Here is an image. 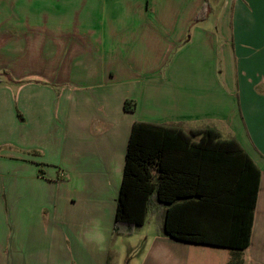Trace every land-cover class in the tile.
Wrapping results in <instances>:
<instances>
[{
    "label": "crops",
    "instance_id": "0c3cea01",
    "mask_svg": "<svg viewBox=\"0 0 264 264\" xmlns=\"http://www.w3.org/2000/svg\"><path fill=\"white\" fill-rule=\"evenodd\" d=\"M210 11L0 0V59L25 61L0 69V264H264V0H223L214 27ZM136 122L240 145L260 172L247 248L166 236L155 197L143 226L114 233Z\"/></svg>",
    "mask_w": 264,
    "mask_h": 264
},
{
    "label": "trees",
    "instance_id": "16d2710c",
    "mask_svg": "<svg viewBox=\"0 0 264 264\" xmlns=\"http://www.w3.org/2000/svg\"><path fill=\"white\" fill-rule=\"evenodd\" d=\"M207 4L200 12L206 15ZM126 111L135 104L127 101ZM133 124L117 198L114 233L144 225L152 198L166 206L170 238L233 249L249 246L260 172L235 140L213 129ZM41 173V171H40Z\"/></svg>",
    "mask_w": 264,
    "mask_h": 264
},
{
    "label": "rangeland",
    "instance_id": "374dc122",
    "mask_svg": "<svg viewBox=\"0 0 264 264\" xmlns=\"http://www.w3.org/2000/svg\"><path fill=\"white\" fill-rule=\"evenodd\" d=\"M210 1H211V11H210V15H209L208 19L204 22V25L208 26V27H214L218 21L219 15L221 14L223 0H210ZM42 47H43V45H42ZM11 57L6 58V60L0 59V69L5 68V70H14V72L17 73L16 67H18V63H22L25 61H22V60L21 61H18V60L15 61V60H13V57L12 58ZM203 130H205V129H203Z\"/></svg>",
    "mask_w": 264,
    "mask_h": 264
}]
</instances>
